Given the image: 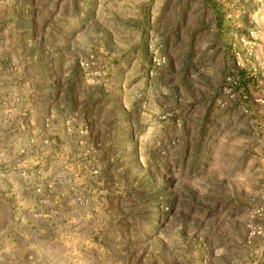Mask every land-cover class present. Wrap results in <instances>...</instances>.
Listing matches in <instances>:
<instances>
[{"label":"rangeland","instance_id":"obj_1","mask_svg":"<svg viewBox=\"0 0 264 264\" xmlns=\"http://www.w3.org/2000/svg\"><path fill=\"white\" fill-rule=\"evenodd\" d=\"M156 2L0 0V264H264V0Z\"/></svg>","mask_w":264,"mask_h":264},{"label":"crops","instance_id":"obj_2","mask_svg":"<svg viewBox=\"0 0 264 264\" xmlns=\"http://www.w3.org/2000/svg\"><path fill=\"white\" fill-rule=\"evenodd\" d=\"M167 1L168 0H157V2L154 4L153 9L150 8L149 6H147L145 12L147 13L148 16H149L148 13H150V15H155V19H157V20L161 16L166 17V15H168L166 12V9H165V7L167 5ZM131 7H132V10H134V11H137V9L140 8V7L136 8L133 5ZM181 7L183 8V5ZM177 11H178L177 15L175 14V12L174 13L170 12L169 15L167 16V20H168L170 16L174 15V17L172 19L167 21V24H166L167 29H168V32H171L170 38L173 42H175L176 44H180L182 42H185L186 44H185V47L183 48V51H190L191 48H194L192 43H195V41L193 42V38L200 36L208 27V25H207L208 24V17L206 15L203 16V13H201L199 11L200 14L196 13L195 15H192V17H195L196 21H197V23H195V25L191 26L192 30L186 31L184 34L182 32L175 33L177 36H174L172 30L175 29V27H177V26L182 27V26H188L189 25V23L186 22L187 21L186 19H188L186 17V15L189 16L187 14V12L185 10H182V9L177 10ZM175 17L179 20L175 21L176 20ZM183 23H185V24H183Z\"/></svg>","mask_w":264,"mask_h":264}]
</instances>
